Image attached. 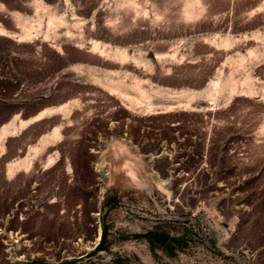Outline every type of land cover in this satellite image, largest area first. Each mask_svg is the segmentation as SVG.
<instances>
[{"label":"rangeland","instance_id":"obj_1","mask_svg":"<svg viewBox=\"0 0 264 264\" xmlns=\"http://www.w3.org/2000/svg\"><path fill=\"white\" fill-rule=\"evenodd\" d=\"M9 122L0 264H264V0H0Z\"/></svg>","mask_w":264,"mask_h":264},{"label":"bare ground","instance_id":"obj_2","mask_svg":"<svg viewBox=\"0 0 264 264\" xmlns=\"http://www.w3.org/2000/svg\"><path fill=\"white\" fill-rule=\"evenodd\" d=\"M187 12V11H186ZM59 108H60V106H59ZM62 108H60V110H61ZM43 118V114H40V115H38V116H36V117H34V118H31V119H29V120H26V121H23L22 122V120H20L21 122H22V124H21V122H20V124H21V126L22 125H24V127H25V125L27 124V123H32V125L34 124V122H36V121H38V120H40L41 121V119ZM43 120V119H42ZM11 124V122H9L7 125H5V126H3V128L0 130V136H2L3 134H6L7 132V129H8V127H9V125ZM23 128V127H22ZM59 134V129L57 128V127H55V128H53L50 132H48L44 137H46L47 139L48 138H50V137H56L57 135ZM4 136V135H3ZM42 138L43 140L44 139H46V138ZM41 139V140H42ZM46 139V140H47ZM52 139V138H51ZM27 163H29V161L27 162ZM97 242L98 241H100L101 240V233H99L98 235H97Z\"/></svg>","mask_w":264,"mask_h":264},{"label":"trees","instance_id":"obj_3","mask_svg":"<svg viewBox=\"0 0 264 264\" xmlns=\"http://www.w3.org/2000/svg\"><path fill=\"white\" fill-rule=\"evenodd\" d=\"M106 234H107V230L104 229V231H103V236H102V239H101V242H100V245H101V246L99 247V249H102V247H103V244H104V242H105V240H106ZM156 240L163 242V241H165L166 239H164V238L158 236V237H156Z\"/></svg>","mask_w":264,"mask_h":264},{"label":"built area","instance_id":"obj_4","mask_svg":"<svg viewBox=\"0 0 264 264\" xmlns=\"http://www.w3.org/2000/svg\"><path fill=\"white\" fill-rule=\"evenodd\" d=\"M80 207V206H79ZM99 215V214H98ZM99 223V227H101V223L100 222H98ZM99 243V242H98ZM98 243H96V244H98Z\"/></svg>","mask_w":264,"mask_h":264},{"label":"crops","instance_id":"obj_5","mask_svg":"<svg viewBox=\"0 0 264 264\" xmlns=\"http://www.w3.org/2000/svg\"><path fill=\"white\" fill-rule=\"evenodd\" d=\"M6 125H7V124H6ZM4 126H5V125H4ZM2 128H3V127H2ZM2 128H1V129H2Z\"/></svg>","mask_w":264,"mask_h":264}]
</instances>
